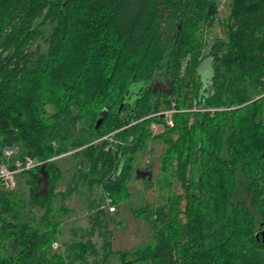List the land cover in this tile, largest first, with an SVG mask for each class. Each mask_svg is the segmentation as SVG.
I'll use <instances>...</instances> for the list:
<instances>
[{"label":"trees","instance_id":"obj_1","mask_svg":"<svg viewBox=\"0 0 264 264\" xmlns=\"http://www.w3.org/2000/svg\"><path fill=\"white\" fill-rule=\"evenodd\" d=\"M217 3L0 0V164L13 166L4 148L20 146L16 159L43 161L49 180L47 194L36 196L42 165L17 175L18 182L30 175L28 204L17 187L9 190L0 179V264H113L109 239L100 259L91 237L96 227L108 228L104 221L112 213L104 203L86 241H66L63 251L53 247L62 235L54 213L53 157L84 146L75 152L86 157L82 173L110 194H121L137 175L135 157L153 135L151 124L160 121L165 129L154 138L168 135L161 168L185 185L189 215L169 216L167 205L160 206L155 218L162 228L152 245L134 252V261L126 259L128 252L118 253V264H264V240L257 237L264 230V0H230L227 40H218L207 54L213 74L205 93L199 67L206 43L199 30L213 25ZM65 48L71 61L60 73L56 63ZM164 78L171 79L169 91L156 85ZM194 100L208 109L188 112ZM173 107L181 111L171 115V129L165 116H151ZM104 108L108 114L97 129L87 118ZM115 130L124 144L113 150L102 137ZM152 166L145 168L153 173ZM238 169L249 179L254 211L233 200Z\"/></svg>","mask_w":264,"mask_h":264},{"label":"rangeland","instance_id":"obj_2","mask_svg":"<svg viewBox=\"0 0 264 264\" xmlns=\"http://www.w3.org/2000/svg\"><path fill=\"white\" fill-rule=\"evenodd\" d=\"M229 4L230 0H218L216 20L213 25L209 28L203 25L199 30L202 41L206 43L201 51V57L204 59L199 67L200 75L204 82L203 90L205 93H207L211 87L210 81L213 74V59L207 56V54L210 50V46L218 40H227L224 24L227 22L230 13ZM51 28L52 25L49 24L47 29L49 30ZM68 56H70V50L69 48H65L58 57L56 66L59 68L60 73H63L61 72V68L66 66V61L70 58ZM156 85L169 91L171 88V79L164 78L159 81V83H156ZM196 101L197 100H194V105L191 108L186 109L188 112L204 111L202 105ZM48 110L50 112L55 111L51 106L48 107ZM100 114L101 110L87 118L90 125L94 126L96 124L97 119L95 120L94 116L98 117ZM260 119L263 120L264 123V114ZM189 120L190 123L193 122L194 116L192 115L189 117ZM165 122L167 125L166 128L168 127V129L175 126L174 118L171 116L166 118ZM164 129L165 125L160 121L157 129L154 130L155 133L152 131V134H160ZM175 131L178 130L175 129ZM153 135L149 138L145 148L137 153L134 161V166L136 168H145L153 164L152 180L147 182V180L137 178L135 172H133L130 179L127 181V188L123 193L118 194L112 192L110 194L114 198L117 210L111 214V218L105 219L104 222L107 224L108 228L96 227V229H94V234L91 236L92 240L100 249V255L98 257L100 259L103 256L102 245L105 241V237L109 239L112 251L115 252V255L109 257V261L113 264L122 262L120 254L118 253L124 254L128 252V254H124V256L126 259H132L134 261V259L138 257L134 252L152 245L155 240L156 231L162 228L161 221L155 218L160 206L164 204L167 205L165 206V211L169 216L178 215L184 220L186 218L185 215H189L186 206L188 205V196L186 194V187H184L185 185L179 180L177 175H172L171 173L168 175L169 173L164 172L161 168L162 163L160 155L167 147L164 140L168 135H164V139L161 137L154 138ZM177 136L178 135L175 133L172 137L176 138ZM83 147L53 157L57 164V171L54 174L57 180L55 182L57 196L54 199V213L55 215H60L58 217L60 220L59 228L62 232L61 239L56 240L53 243V247L61 251L64 249V244L62 243L66 241L79 240L84 242L89 238L88 233L92 229L94 223L93 216L96 215V211L99 207L104 206V194L108 192L103 190L101 186L92 184L89 179L90 176L87 175L88 177L86 178V174L84 175L82 173L87 166L86 157L81 154L75 155V152ZM20 153V146L4 148L5 157L9 160L16 159ZM228 154L229 153L225 150L223 156L227 157L229 156ZM35 173H37V171ZM235 173L236 188L233 200L244 201L249 210L252 211L251 195L248 190L249 179L239 169ZM36 175L39 178L45 177V174L42 172ZM195 176L200 178L199 173L198 175L195 174ZM185 177L189 179L191 177L190 173H186ZM29 178L30 175L28 174L21 175L19 177L18 186L15 189L18 191V196L24 198L28 204L30 199V186L27 181ZM46 188H48V185L45 179H41L37 190L44 192ZM192 191H195V188L192 189ZM171 197L176 198V200L171 199ZM32 206L33 211L36 212L37 215L42 213V210L38 206ZM92 259L93 257H90V260Z\"/></svg>","mask_w":264,"mask_h":264},{"label":"built area","instance_id":"obj_3","mask_svg":"<svg viewBox=\"0 0 264 264\" xmlns=\"http://www.w3.org/2000/svg\"><path fill=\"white\" fill-rule=\"evenodd\" d=\"M204 110H207L208 108H204ZM181 111L180 109H177L175 107L171 108V109H166V110H162V111H158L155 112L153 114H151V116H165L166 118H168L169 116H171L174 112H179ZM150 117V116H148ZM146 118V117H145ZM143 119V118H142ZM139 120H134L131 123H129L127 126L136 123ZM126 127V126H125ZM158 127V123L153 122L151 124V129L152 131L156 130ZM120 130H115L107 135H105L104 137H102V139H107L108 141H110V147L113 150H116L118 145H123L124 141L121 139H118L115 135V133H117ZM155 132V131H154ZM133 137H130V140ZM120 157V155H119ZM120 160V159H119ZM43 163V161H38L35 158H32L30 156H26L24 159H15V161L13 162V166H10L9 163L3 162L0 164V179H1V184L9 189V190H13L17 187V175L21 172L33 169L34 167H37L39 165H41ZM122 162H118L117 163V169L114 168V170L112 171V176L111 178L113 180L116 179V176L119 175L120 170L122 168ZM103 188V186H102ZM106 192V191H104ZM104 201H105V207H107L108 211L110 213H114L117 210V205L114 203V198L110 195L109 192L104 194Z\"/></svg>","mask_w":264,"mask_h":264},{"label":"water","instance_id":"obj_4","mask_svg":"<svg viewBox=\"0 0 264 264\" xmlns=\"http://www.w3.org/2000/svg\"><path fill=\"white\" fill-rule=\"evenodd\" d=\"M107 114H108V108H104L102 110L101 114L99 115L97 121H96V128L97 129L102 125L103 121L107 117ZM41 165H42L41 172L43 174H45V177H43V178H39L38 177V180L35 183L34 189H35V195L36 196L39 195V194H41V193L47 194V192H48V188H46V190L44 192H40V191L37 190L41 179H45L47 185L49 184L48 172L45 170V163L43 162ZM136 173H137V175H136L137 178H141L143 180H147V182L153 176V173H152L151 169H149V168H144V169L139 168V169H137ZM260 234H261V236H262V238L264 240V230H260V233H257V237H260Z\"/></svg>","mask_w":264,"mask_h":264},{"label":"crops","instance_id":"obj_5","mask_svg":"<svg viewBox=\"0 0 264 264\" xmlns=\"http://www.w3.org/2000/svg\"><path fill=\"white\" fill-rule=\"evenodd\" d=\"M111 215V214H110Z\"/></svg>","mask_w":264,"mask_h":264}]
</instances>
